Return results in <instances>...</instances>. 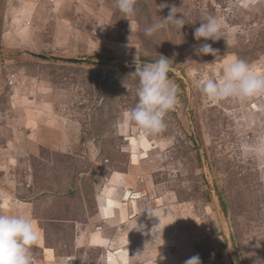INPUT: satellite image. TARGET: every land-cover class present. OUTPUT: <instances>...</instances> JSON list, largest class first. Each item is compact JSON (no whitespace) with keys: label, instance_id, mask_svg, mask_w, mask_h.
Instances as JSON below:
<instances>
[{"label":"rangeland","instance_id":"374dc122","mask_svg":"<svg viewBox=\"0 0 264 264\" xmlns=\"http://www.w3.org/2000/svg\"><path fill=\"white\" fill-rule=\"evenodd\" d=\"M172 7L185 25L145 37L143 29ZM204 13L222 21L220 40L194 38ZM204 43L215 56L196 54ZM159 55L171 59L178 104L165 129L149 135L124 113L137 102L134 66ZM236 58L264 72V3L137 0L136 14L125 17L115 0H0V195L38 203L47 244L73 256L67 264H110L119 256L121 264H184L197 254L202 264H264V95L212 103L195 86L219 78ZM73 183L81 193L69 201L74 227H51L46 220L59 216L54 206ZM84 183L93 192L85 194ZM114 198L129 201L122 203L126 222L121 209L95 225L109 238L123 233L128 249L77 247L80 224L100 209L104 218L98 204ZM135 221L145 227L134 229Z\"/></svg>","mask_w":264,"mask_h":264},{"label":"clouds","instance_id":"9594fccd","mask_svg":"<svg viewBox=\"0 0 264 264\" xmlns=\"http://www.w3.org/2000/svg\"><path fill=\"white\" fill-rule=\"evenodd\" d=\"M264 0H246V6L256 7ZM137 0H115V6L125 17L136 14ZM165 7V5H164ZM176 7H172L167 17H162L143 29L145 37H152L159 31L175 25H185L184 16L177 17ZM223 23L211 14L204 13L200 26L195 28L194 38L213 42L222 38ZM197 55L215 56L218 50L211 44L204 43L195 49ZM170 58L159 55L154 62L137 65L132 75L138 78L136 88L137 102L124 113V119L149 135L162 132L165 117L178 104L177 86L168 78ZM195 86L209 102L220 103L228 99L246 102L254 97L264 95V72H258L248 62L236 58L221 66L219 78L204 77L195 81ZM149 217L152 210L146 209ZM156 217V216H155ZM143 225L136 224L137 230ZM40 239L37 224L23 213H0V264H33L32 248ZM163 259V257H161ZM184 264H202L200 256L193 255Z\"/></svg>","mask_w":264,"mask_h":264},{"label":"crops","instance_id":"0c3cea01","mask_svg":"<svg viewBox=\"0 0 264 264\" xmlns=\"http://www.w3.org/2000/svg\"><path fill=\"white\" fill-rule=\"evenodd\" d=\"M24 151L25 150H23V152ZM1 152H2V150H1ZM31 153L33 154L34 152H31ZM20 155H23V153H21V151L18 152V156H16L17 159L22 157ZM2 156H4V158H8V157L12 158L13 157V156L8 155L4 150H3ZM7 163H9V162H7ZM125 180H127V178H125ZM124 183H127V181ZM131 187H133V186H131ZM127 191L131 192L132 189L129 188ZM128 194H126V195L128 196ZM126 199L123 200V202H129V201H126ZM114 201H116V198H114ZM113 202H105V203L102 202L100 205L98 204V207H101L102 210L104 211L105 215H106L104 218H101L103 216H102V211L100 209L99 210L100 214L98 213L97 215L90 217V221L88 220L87 224H80L81 227H78V231H77V235H76V239H75V245L77 247L84 248L87 246V247L99 248V249H102V248L103 249H108V248L112 249V248L116 247L115 249H113V252L115 255L118 253L124 254L125 248L127 250L128 247L122 246L123 245L122 243L127 238V236H124L121 233L120 234L117 233L118 234L117 236L120 235L119 239H117V237H116V239L114 237L109 238L108 236H106V234L103 231H101V229H98L97 226L95 225V223H97L98 221H102V219L103 220L111 219L110 215H108V213H107L106 208L111 206V204ZM132 203H134V200L132 201ZM127 205H129V203H127ZM35 206H36V203L33 201H27V200L20 201L18 199L14 200V199H12V197L10 195H7V196L0 195V212L1 213H3V214H17V213L26 214V215L30 216L38 226V231L40 233V239L37 242V244L35 246H33V248H32L33 264H67L69 261L71 262L73 256L72 257L59 256L60 254L56 253V248L47 244V240H46L45 233H44L45 231L43 230L44 228H43V226H41L39 224V221L35 218V216H36L34 214L35 213ZM119 221H121V220H119ZM92 225H93V229H91ZM116 226H118V225H116ZM115 231H117V228ZM91 242L93 245H91ZM117 246H119V247H117ZM126 254H127V252H126ZM118 259H119L120 264H121V262H124V261H122L121 256H119ZM163 264H165V262H163Z\"/></svg>","mask_w":264,"mask_h":264},{"label":"trees","instance_id":"16d2710c","mask_svg":"<svg viewBox=\"0 0 264 264\" xmlns=\"http://www.w3.org/2000/svg\"><path fill=\"white\" fill-rule=\"evenodd\" d=\"M144 60H145L144 64L149 63V61L147 59H144ZM52 61L64 62V61H57V60H52ZM69 64L82 65V63H69ZM135 68H136V66H134V70H135ZM196 148H197V146H196ZM65 190H67V194L65 193L64 195H60L59 198L61 199V201H58L57 204L54 206L57 209L59 208V206L61 207V210H59V213H58L59 218L58 217L53 218V216H50V218H48V220H46V221H49L48 225H50L51 227L52 226L57 227L60 225L62 227H65V224H70V225H72L71 227H74L72 223H74L73 221H75V219H73L75 214H74V211H72V209H71V205H70L69 201L75 202L76 198L78 196H80L81 193H80V190L78 188H76V185L74 183L72 185L69 184ZM84 192L87 195L90 194L91 192H93V187L87 183H84ZM40 196L42 197V200H45V198L47 197L46 195L44 196V194H40ZM60 202H62V206H61ZM222 205H223V208L226 212V209H227L226 204L224 202H222ZM38 209H39V206L36 204L35 212H38ZM49 213H50V215H53L52 209H51V211H49ZM43 228L47 229V227L45 225L43 226Z\"/></svg>","mask_w":264,"mask_h":264},{"label":"bare ground","instance_id":"6f19581e","mask_svg":"<svg viewBox=\"0 0 264 264\" xmlns=\"http://www.w3.org/2000/svg\"><path fill=\"white\" fill-rule=\"evenodd\" d=\"M143 143H144V146L147 144V142H145V141H143ZM130 144H131V142H130ZM143 148H145L144 149V151L145 152H147V151H149L150 152V150L149 149H146V146L145 147H143ZM147 154V153H146ZM149 156V155H148ZM137 162H138V159H137V155L136 154H134V157H133V159H132V164H134V165H136L137 164ZM116 175H118L117 173H116ZM116 177H118V176H114V178H113V180H115V178ZM126 194H128V193H126ZM123 202H120L119 200H116V201H114L112 204H111V206H109L108 208H106V210H107V213H108V215H110V217H111V219H114L115 217H114V215L116 214V210H121L122 209V216H121V221L124 223L125 222V220H126V208H124V207H122V205L123 206H125L124 204H122ZM6 206V205H5ZM104 209V208H103ZM165 212V211H164ZM163 212V213H164ZM162 212L160 213H158L157 214V220L159 219L160 221H159V223L160 224H164V223H166L167 224V221H164L165 220V217L163 216V215H165V214H163ZM139 221H141L140 219H139ZM136 224H138V225H140L141 223H139V222H137V221H135L134 223H133V228H135L136 227ZM119 225H120V223H119ZM145 227V226H144ZM149 228V230L152 228V225H150V226H148ZM139 231V230H138ZM144 231V230H143ZM120 234V233H119ZM122 235H124L123 233H122ZM117 247H119V246H117ZM112 255V254H111ZM110 261L112 262V263H110V264H119L118 262H119V259L118 258H116V257H113V258H110ZM123 261V260H122ZM124 262H126V261H124ZM127 263V262H126ZM150 264V263H149ZM157 264H162L160 261L159 262H157Z\"/></svg>","mask_w":264,"mask_h":264},{"label":"water","instance_id":"95a60500","mask_svg":"<svg viewBox=\"0 0 264 264\" xmlns=\"http://www.w3.org/2000/svg\"><path fill=\"white\" fill-rule=\"evenodd\" d=\"M40 58L45 60H57V61H65L68 63H91L92 61L86 59H78V58H60L53 55H38Z\"/></svg>","mask_w":264,"mask_h":264}]
</instances>
